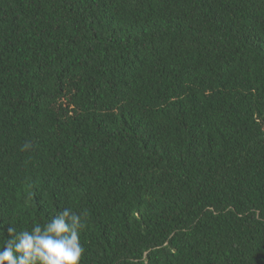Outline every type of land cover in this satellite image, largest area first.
I'll use <instances>...</instances> for the list:
<instances>
[{
  "label": "trees",
  "instance_id": "trees-1",
  "mask_svg": "<svg viewBox=\"0 0 264 264\" xmlns=\"http://www.w3.org/2000/svg\"><path fill=\"white\" fill-rule=\"evenodd\" d=\"M65 208L80 264H264V0H0V246Z\"/></svg>",
  "mask_w": 264,
  "mask_h": 264
},
{
  "label": "clouds",
  "instance_id": "clouds-1",
  "mask_svg": "<svg viewBox=\"0 0 264 264\" xmlns=\"http://www.w3.org/2000/svg\"><path fill=\"white\" fill-rule=\"evenodd\" d=\"M30 147L26 142L23 149ZM84 215L65 208L46 223H35L30 230L17 232L8 225L7 238L0 246V264H80L85 252L80 241Z\"/></svg>",
  "mask_w": 264,
  "mask_h": 264
}]
</instances>
